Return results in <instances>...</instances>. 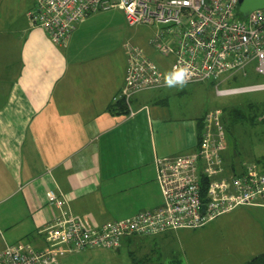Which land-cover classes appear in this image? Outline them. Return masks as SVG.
<instances>
[{
	"label": "crops",
	"instance_id": "1",
	"mask_svg": "<svg viewBox=\"0 0 264 264\" xmlns=\"http://www.w3.org/2000/svg\"><path fill=\"white\" fill-rule=\"evenodd\" d=\"M32 6L0 0V250L48 247L43 230L59 214L47 201L50 191L88 227L158 208L154 161L188 155L198 142L200 118H174L164 97L135 95L132 117L111 110L125 67L86 43L92 22H79L58 46L28 22ZM173 234L121 242L144 237L159 251L160 240ZM173 253L133 264H190L187 254ZM205 256L198 253L193 264H206Z\"/></svg>",
	"mask_w": 264,
	"mask_h": 264
},
{
	"label": "built area",
	"instance_id": "2",
	"mask_svg": "<svg viewBox=\"0 0 264 264\" xmlns=\"http://www.w3.org/2000/svg\"><path fill=\"white\" fill-rule=\"evenodd\" d=\"M118 7L130 26H153L150 47L171 65L162 71L137 48H129L128 68L114 101H123L128 116L132 97L142 91L164 89V76L176 67L189 69L187 84L214 82L215 94L242 95L264 91V83L221 88L247 66L264 79V8L243 18L238 0H33L30 25L65 46L76 25L98 12ZM222 110L203 116L196 151L176 157H157L156 181L162 204L123 220L88 227L68 210L66 201L48 192L47 201L59 214L43 230L47 248L29 244L6 245L0 264H59L62 252L94 248L116 250L130 236H160L171 231L201 228L225 212L264 205V173L255 165L232 172L222 157L226 138ZM206 178L205 202L200 179ZM205 206L203 212L202 207Z\"/></svg>",
	"mask_w": 264,
	"mask_h": 264
},
{
	"label": "rangeland",
	"instance_id": "3",
	"mask_svg": "<svg viewBox=\"0 0 264 264\" xmlns=\"http://www.w3.org/2000/svg\"><path fill=\"white\" fill-rule=\"evenodd\" d=\"M89 17L87 19L92 23L89 35L85 36L86 43L98 45L100 52L108 60L125 67V73L129 66L131 47L148 56L162 71H166L171 65L169 60H173L172 58L161 59L150 47L149 41L155 33L153 26H130L118 7ZM253 66L252 63L246 67V76L237 74L234 79L222 83L220 87L264 83L262 76L254 72ZM142 93L144 99L153 95L164 97L176 119H199L212 110H222L227 146L222 157L226 167L231 169V164L234 171H240L243 166L255 165L257 170L264 173V91L219 97L215 94L213 84L208 81L186 84L182 89L176 87L166 88L162 92L153 90ZM233 111H238L242 115L241 119ZM143 238H138L132 245L121 243L116 250L94 248L72 251L63 257L61 264H133V259L157 257L159 252L165 256L172 251L174 255L176 252L178 255L187 254L190 264L197 263L198 253L206 254V264H248L252 258L264 254V205L238 207L201 228L174 231L169 239L160 240L159 251L151 241Z\"/></svg>",
	"mask_w": 264,
	"mask_h": 264
},
{
	"label": "trees",
	"instance_id": "4",
	"mask_svg": "<svg viewBox=\"0 0 264 264\" xmlns=\"http://www.w3.org/2000/svg\"><path fill=\"white\" fill-rule=\"evenodd\" d=\"M211 82V81H210ZM213 84V86L215 87V83L214 82H211ZM143 92V91H142ZM140 94V93H139ZM114 101V99H113ZM252 107V106H251ZM110 109L111 110H117L118 112H125L126 114H128V109L126 108V106L124 105L123 101H114L113 104L110 105ZM234 112V115L237 117V118H240L242 117V115H240L238 113V111H233ZM223 116V115H222ZM203 117L199 119V121L197 122V128H198V134H197V139H198V136L200 134V131H201V121H202ZM199 140V139H198ZM198 144V142H197ZM231 169L230 171L232 172H237L236 170L234 171V168H233V165L230 164L229 166ZM263 173V172H262ZM200 186H201V189H202V192H201V196H202V202H205L206 199H205V194H204V191H205V188L207 186V181H206V178L202 177V179H200ZM248 264H264V254H261V256L259 257H254L252 258Z\"/></svg>",
	"mask_w": 264,
	"mask_h": 264
},
{
	"label": "clouds",
	"instance_id": "5",
	"mask_svg": "<svg viewBox=\"0 0 264 264\" xmlns=\"http://www.w3.org/2000/svg\"><path fill=\"white\" fill-rule=\"evenodd\" d=\"M188 78L189 69L187 66L176 67L164 76V84L168 88L179 87L180 89H182L186 86Z\"/></svg>",
	"mask_w": 264,
	"mask_h": 264
},
{
	"label": "water",
	"instance_id": "6",
	"mask_svg": "<svg viewBox=\"0 0 264 264\" xmlns=\"http://www.w3.org/2000/svg\"><path fill=\"white\" fill-rule=\"evenodd\" d=\"M238 12L243 18H247L250 12L264 8V0H238ZM205 206L202 207V212Z\"/></svg>",
	"mask_w": 264,
	"mask_h": 264
}]
</instances>
